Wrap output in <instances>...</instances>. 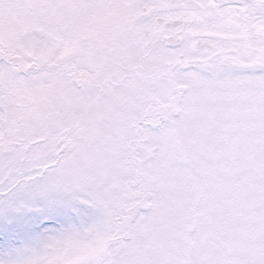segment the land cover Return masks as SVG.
<instances>
[{"label": "snow or ice", "instance_id": "1", "mask_svg": "<svg viewBox=\"0 0 264 264\" xmlns=\"http://www.w3.org/2000/svg\"><path fill=\"white\" fill-rule=\"evenodd\" d=\"M0 264H264V0H0Z\"/></svg>", "mask_w": 264, "mask_h": 264}, {"label": "rangeland", "instance_id": "2", "mask_svg": "<svg viewBox=\"0 0 264 264\" xmlns=\"http://www.w3.org/2000/svg\"><path fill=\"white\" fill-rule=\"evenodd\" d=\"M27 220L31 223V229L25 230L20 227H12L5 220L0 219V252L7 250L10 246H16L27 242L30 237L43 230L45 226L59 227L63 218L53 216L52 219L44 220L39 213L25 212L21 221Z\"/></svg>", "mask_w": 264, "mask_h": 264}]
</instances>
